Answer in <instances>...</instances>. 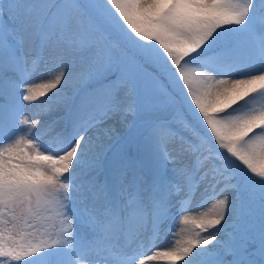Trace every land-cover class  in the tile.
<instances>
[{"label": "snow or ice", "instance_id": "6c2138e0", "mask_svg": "<svg viewBox=\"0 0 264 264\" xmlns=\"http://www.w3.org/2000/svg\"><path fill=\"white\" fill-rule=\"evenodd\" d=\"M158 259L264 264V0H0V264Z\"/></svg>", "mask_w": 264, "mask_h": 264}, {"label": "rangeland", "instance_id": "374dc122", "mask_svg": "<svg viewBox=\"0 0 264 264\" xmlns=\"http://www.w3.org/2000/svg\"><path fill=\"white\" fill-rule=\"evenodd\" d=\"M71 94V93H69ZM27 104V102H25ZM23 115L28 116L30 119H39L41 121V129L36 132L34 131V135H40L42 139L46 142H50V139L44 135V128L45 126L55 120L57 117L64 115V109L60 108L58 111L49 112L46 107H34V106H27L24 110ZM132 121V116L127 113L125 117H116L114 120L108 121V125L113 126L116 130V134H121L129 122ZM63 121H60L62 125ZM227 194V193H226ZM193 197H188L185 199L183 206L185 208L192 207L194 210L187 214L189 215H200L204 212H210L212 207L215 203V200H211L207 202L202 208H196L195 205L197 202L200 201L199 193H194ZM183 229V225H179L177 222V227L175 230V234L167 233L165 235H161L158 238H149L145 241L144 247L149 252L153 250H168L170 247L176 246V241L181 238V231ZM152 264H168V262L164 259H158L157 261H153ZM177 264H183L182 261H178Z\"/></svg>", "mask_w": 264, "mask_h": 264}, {"label": "trees", "instance_id": "16d2710c", "mask_svg": "<svg viewBox=\"0 0 264 264\" xmlns=\"http://www.w3.org/2000/svg\"><path fill=\"white\" fill-rule=\"evenodd\" d=\"M257 4H259V0H257ZM132 116V121L126 126L124 131L118 135L121 141H131L135 142L139 139V131L143 122L149 119L147 113L137 112L135 109L129 112Z\"/></svg>", "mask_w": 264, "mask_h": 264}]
</instances>
